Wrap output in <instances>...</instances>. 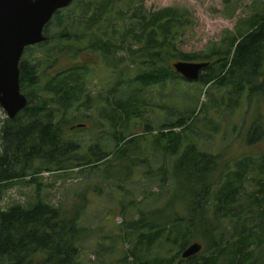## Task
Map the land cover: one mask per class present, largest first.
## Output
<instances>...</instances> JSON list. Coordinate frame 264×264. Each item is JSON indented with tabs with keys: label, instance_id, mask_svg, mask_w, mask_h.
I'll return each mask as SVG.
<instances>
[{
	"label": "trees",
	"instance_id": "trees-1",
	"mask_svg": "<svg viewBox=\"0 0 264 264\" xmlns=\"http://www.w3.org/2000/svg\"><path fill=\"white\" fill-rule=\"evenodd\" d=\"M76 2L78 6L74 10L70 9L65 15L58 12L53 18L59 30L50 38L49 44L54 43V49L50 51L57 55L74 57V45L83 43V47L76 45L77 53L95 54L115 72L125 63L143 66L147 72L143 71L132 80L142 88L183 79L170 68L172 58L179 62L200 60L208 63L198 81L206 89L231 87L236 103L244 93L250 97L264 90V14H256L250 19L247 31L231 39L223 51L203 56L176 52L173 56L171 50H176L175 43L188 26L187 15L179 9L164 8L147 14L139 0ZM52 20L44 30L46 42L37 45L40 49L49 46L46 33ZM120 52L123 57L113 61ZM54 59L53 64L56 63ZM38 65L26 60L19 64L20 90L26 94L28 102L14 119L3 122L0 199L3 190L18 180L28 178L29 171L34 174L28 183L37 182V176L43 173L44 163L47 165L44 171L47 172H52L48 166H55L56 171L66 170L78 150L74 143L63 141L67 125L64 115L80 97L89 103L83 83L87 69L76 66L60 71L40 84ZM128 70L130 68L125 67L120 73L126 75ZM37 91H40V97L36 100ZM32 99L36 100L35 104ZM137 106V99L114 102L112 122L116 129H121L122 123ZM193 121L194 117L180 116L153 136L156 147L162 146L165 155L176 158L171 170L174 196L177 202L184 204L187 215L162 220L159 218L162 210H158L125 223L124 238H134L136 245L126 252L124 261L131 264H249L256 249L263 247L264 154L241 159L233 170L219 166L218 157L201 152L192 144L184 146L185 132ZM148 132L152 131L147 128L144 134ZM145 135H131L128 139L121 133L116 134L115 160L128 161L132 151L126 146ZM263 135V130L256 123L249 131L247 145L254 144L252 137L262 138ZM110 156L111 153L96 149L91 156H79L74 168L81 173L98 169L101 164L109 163ZM124 157L125 161L122 160ZM136 161L128 162L124 168L126 176H129L130 168H135ZM36 162L43 166L33 170ZM216 173H219L218 179ZM257 174L253 192L246 195V185L250 180L254 181L251 176ZM165 175L163 172V183ZM39 194L40 185H37L36 203L28 210L19 205L0 210V264H79V244L85 236L79 210L69 216L62 209L44 203ZM243 195L246 197L242 198ZM231 224H234L236 232L226 237L227 227ZM195 239L202 240L204 249L197 256L182 259V251ZM162 241L177 246V253L164 259L142 257L144 250L149 253L155 244L160 245Z\"/></svg>",
	"mask_w": 264,
	"mask_h": 264
},
{
	"label": "rangeland",
	"instance_id": "rangeland-1",
	"mask_svg": "<svg viewBox=\"0 0 264 264\" xmlns=\"http://www.w3.org/2000/svg\"><path fill=\"white\" fill-rule=\"evenodd\" d=\"M139 1L147 14L164 8H174L187 15L188 26L176 41V50H171L173 56L176 52L203 56L223 51L231 39L247 31L250 19L256 14H264V0ZM77 3L75 0L59 14L65 15L70 9L74 10L78 6ZM54 19L46 33L49 37L48 44L51 42L50 38L56 36L59 30L57 23H53ZM53 45L54 43L49 44L42 49L34 46L31 51L24 52L20 61L39 64L40 84L60 71L76 66L87 69L83 83L89 103L80 97L64 115V123L67 125L64 128L63 141L74 143L78 150L74 153V160L63 171H56L55 166H48L52 172L44 171L46 163L43 166L36 162L33 170L41 166L44 169L43 173L37 176L38 181L28 183L34 174L29 171L28 178L18 180L3 190L0 210L6 211L17 205L26 210L30 209L36 203L37 185H40L39 197L44 203L62 209L69 216L78 209L81 226L85 229L84 239L79 244V264H131L124 261V257L127 251L133 250L136 240L124 238L125 223L139 220L141 214L149 215L158 210H162L159 216L162 220L186 217V207L177 202L174 196L171 170L176 158L165 155L163 147H156L153 141V136L163 126L176 122L180 116L190 119L194 117L193 123L185 132L184 146L192 144L199 151L218 157L219 166L231 170L247 156L259 157L264 154V135L263 139L252 137L254 144L247 145L249 131L256 123L264 134V90L250 97L244 93L236 103V98L231 95V87L221 89L212 86L206 89L198 82L187 83L183 79L142 88L139 84L132 83V80L143 71L147 72L143 66L125 63L117 67L115 72L97 55L90 52L77 53L76 45L83 47V43L74 45V57L51 52ZM49 55L52 58H48ZM122 55L120 52L113 61L122 58ZM54 58L56 63L53 64ZM48 60L49 63H45ZM177 62L178 59L172 58L169 62L170 68ZM188 62L202 63L200 60ZM125 67L130 68L126 75L120 73ZM21 94L26 96L22 91ZM39 97L40 91H37L35 99ZM129 98L130 101L137 99L138 106L131 111V116L125 123H122L121 129H116L112 122L114 102L126 101ZM35 99H32L34 104ZM106 99L109 101L106 102ZM6 119V113L0 108V154L3 122ZM147 128L152 132L145 135ZM120 133L128 139L131 135H145L144 138L126 146L132 151L126 162L116 161L117 157L113 156L115 136ZM258 139L262 140L256 142ZM96 149L106 154L111 153L108 164H101L98 169L85 173L74 168L79 156H91ZM125 159L126 157L122 160ZM133 160L138 161L135 162V168H130L129 176H126L124 168ZM163 172L166 173L164 183ZM218 176L219 173H216L217 179ZM251 177L254 181H249L250 187L249 184L246 185V195L253 192V184L258 179V174ZM242 220L245 221V218ZM234 224L228 225L226 237L236 232L233 229ZM192 243H199L204 249L202 240L195 239ZM177 251V246L162 241L160 245L155 244L149 253L144 250L142 257L150 260L170 258ZM254 260L255 264H264V244L256 249Z\"/></svg>",
	"mask_w": 264,
	"mask_h": 264
},
{
	"label": "water",
	"instance_id": "water-1",
	"mask_svg": "<svg viewBox=\"0 0 264 264\" xmlns=\"http://www.w3.org/2000/svg\"><path fill=\"white\" fill-rule=\"evenodd\" d=\"M75 0H0V108L14 119L27 106L19 84L20 60L29 47L46 42L44 30L54 16ZM208 63L177 62L176 74L188 82H198ZM202 245L193 243L182 251V259L197 256Z\"/></svg>",
	"mask_w": 264,
	"mask_h": 264
}]
</instances>
